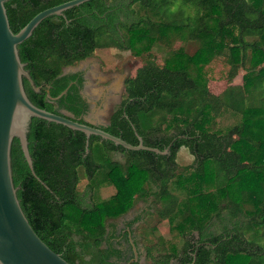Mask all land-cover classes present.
<instances>
[{
    "label": "trees",
    "instance_id": "1",
    "mask_svg": "<svg viewBox=\"0 0 264 264\" xmlns=\"http://www.w3.org/2000/svg\"><path fill=\"white\" fill-rule=\"evenodd\" d=\"M64 1L8 0L11 30ZM173 39L197 48L192 54L170 50L172 62L158 65L151 51ZM107 47L149 58L124 78L122 99L101 128L133 145L136 131L144 145H170L169 152L129 150L93 134L86 151L83 132L32 117L29 154L47 187L31 174L17 137L10 165L34 231L70 264H189L195 251L194 264H264V0H89L48 16L18 45L40 87L34 91L23 79L29 100L87 123L84 72L64 70ZM218 55L228 66L227 83L213 92L203 68ZM239 68L241 82L233 83ZM223 109L239 121L211 130ZM182 145L193 162L190 173L176 179L187 193L180 197L168 185L187 168L176 162ZM79 170L87 179L82 190ZM103 182L115 192L94 201V186ZM139 200L145 208L127 218ZM154 217L168 220L179 246L166 244Z\"/></svg>",
    "mask_w": 264,
    "mask_h": 264
},
{
    "label": "water",
    "instance_id": "2",
    "mask_svg": "<svg viewBox=\"0 0 264 264\" xmlns=\"http://www.w3.org/2000/svg\"><path fill=\"white\" fill-rule=\"evenodd\" d=\"M7 1L0 0V264H70L37 235L20 206L10 165V148L13 138H18L31 174L45 187H47L46 184L39 179L33 169L28 149L27 130L32 117L53 121L83 132L86 136V151L88 150V138L92 134L129 150L142 149L157 154H167L170 145L164 150L146 146L136 131L138 143L133 145L105 131L100 126L82 123L65 114H57L33 104L26 94L23 79L29 82L34 91H39L40 87L34 84L24 68V63L19 57L18 45L27 39L46 17L63 15L64 10L89 0H66L45 8L36 13L17 32H13L9 25L4 5ZM63 93L65 90L58 97ZM47 97H51L48 90ZM133 251L135 260L137 258L135 246H133ZM195 258L196 251L189 264H194Z\"/></svg>",
    "mask_w": 264,
    "mask_h": 264
},
{
    "label": "rangeland",
    "instance_id": "3",
    "mask_svg": "<svg viewBox=\"0 0 264 264\" xmlns=\"http://www.w3.org/2000/svg\"><path fill=\"white\" fill-rule=\"evenodd\" d=\"M136 7V6H135ZM138 12V11H137ZM184 49L187 53L192 54L197 48V44L192 41H181L173 39L169 43L163 42L160 48H154L151 51L158 65H163L172 62L168 58V52L177 48ZM136 50H121L116 47H107L97 49L95 53L79 62L74 67H68L66 71L81 70L85 75V85L83 94L87 98L90 108L89 112L85 115L84 119L89 123L98 125H105L109 114L113 108L120 103L123 96V80L124 78L133 73L134 70L140 65L144 64L147 58L146 54L137 55ZM204 72L207 78V85L213 92L220 91L227 83L228 66L224 61L222 55L214 57L209 63L204 65ZM244 70L238 69L237 75L233 79V83H240L241 76ZM239 121V115L233 113L231 110L223 109L221 113L214 117L210 123V129L225 131L228 127ZM114 157L124 160V155L121 153H114ZM176 162L180 167H187L181 173L169 182V190L176 193L180 197L185 196L187 193L180 186L176 179L178 176H185L190 173L192 168H189L193 162V155L190 153L187 146L182 145L177 151ZM80 181L78 189L82 190L87 179L79 170ZM115 192V188L108 182H103L94 186L92 198L94 201H99L108 198ZM146 204L142 200L136 201L134 206L127 212L126 217L131 218L135 213H138L141 208H145ZM157 223V232L162 234L169 246L171 243L180 245L182 241L179 236L169 230V222L167 219L157 221L154 217L151 221ZM140 251L142 255L140 262L144 263L143 247L140 244Z\"/></svg>",
    "mask_w": 264,
    "mask_h": 264
},
{
    "label": "flooded vegetation",
    "instance_id": "4",
    "mask_svg": "<svg viewBox=\"0 0 264 264\" xmlns=\"http://www.w3.org/2000/svg\"><path fill=\"white\" fill-rule=\"evenodd\" d=\"M68 68V67H67ZM66 69V68H65ZM65 72H66V70H64ZM84 78H85V75H84ZM84 85H85V81H84ZM84 85H83V88H84ZM83 88H82V94H83ZM83 96L85 97V95L83 94ZM86 98V97H85ZM86 100H87V98H86ZM88 101V100H87ZM89 103V102H88ZM89 108H90V104H89ZM88 112H89V110H88ZM85 120V119H84ZM86 121V120H85ZM87 122V121H86ZM87 123H89V122H87ZM89 124H92V125H95V126H102V125H98V124H95V123H89Z\"/></svg>",
    "mask_w": 264,
    "mask_h": 264
},
{
    "label": "clouds",
    "instance_id": "5",
    "mask_svg": "<svg viewBox=\"0 0 264 264\" xmlns=\"http://www.w3.org/2000/svg\"><path fill=\"white\" fill-rule=\"evenodd\" d=\"M175 10H176V8H175V7H173L172 11L174 12Z\"/></svg>",
    "mask_w": 264,
    "mask_h": 264
}]
</instances>
